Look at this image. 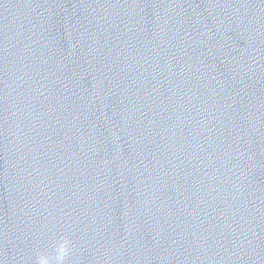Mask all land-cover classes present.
Wrapping results in <instances>:
<instances>
[{"label":"water","instance_id":"1","mask_svg":"<svg viewBox=\"0 0 264 264\" xmlns=\"http://www.w3.org/2000/svg\"><path fill=\"white\" fill-rule=\"evenodd\" d=\"M264 264V0H0V264Z\"/></svg>","mask_w":264,"mask_h":264},{"label":"clouds","instance_id":"2","mask_svg":"<svg viewBox=\"0 0 264 264\" xmlns=\"http://www.w3.org/2000/svg\"><path fill=\"white\" fill-rule=\"evenodd\" d=\"M64 251H65L64 247L61 246L56 251V258L54 261L47 256H43L40 258L39 264H62V255Z\"/></svg>","mask_w":264,"mask_h":264}]
</instances>
